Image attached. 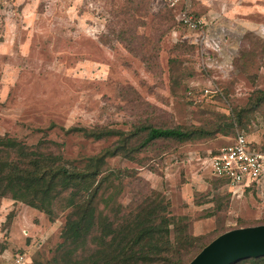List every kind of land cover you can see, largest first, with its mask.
<instances>
[{"label": "rangeland", "instance_id": "obj_1", "mask_svg": "<svg viewBox=\"0 0 264 264\" xmlns=\"http://www.w3.org/2000/svg\"><path fill=\"white\" fill-rule=\"evenodd\" d=\"M188 3L196 28L161 0H0V134L97 165L100 227L151 189L204 242L264 224V179L233 188L207 164L238 132L264 149V0ZM146 124L221 130L141 149L126 137ZM227 193V209L210 215ZM55 211L0 197V264L59 261L71 210Z\"/></svg>", "mask_w": 264, "mask_h": 264}, {"label": "trees", "instance_id": "obj_2", "mask_svg": "<svg viewBox=\"0 0 264 264\" xmlns=\"http://www.w3.org/2000/svg\"><path fill=\"white\" fill-rule=\"evenodd\" d=\"M236 124L238 120L233 119L231 125ZM220 130L218 126L209 130L146 124L136 127L126 138L138 139L142 149L159 139L184 142L206 138ZM86 132L95 139L102 136ZM99 174L97 165L82 169L64 162L46 142L27 146L0 134V197L9 196L51 216L58 214L57 206L71 210L63 230L59 261L44 264H187L209 243L203 241V235L190 233L188 217L173 214L171 201L152 189L137 204L115 207L107 226L100 227L98 208L91 203L101 187ZM217 180L218 184L226 183L224 179ZM216 198L220 206L213 208L210 215L227 209L231 201L230 193ZM232 264H264V256H251Z\"/></svg>", "mask_w": 264, "mask_h": 264}, {"label": "built area", "instance_id": "obj_3", "mask_svg": "<svg viewBox=\"0 0 264 264\" xmlns=\"http://www.w3.org/2000/svg\"><path fill=\"white\" fill-rule=\"evenodd\" d=\"M175 10H182L181 20L196 28L197 22L189 15L188 0H161ZM248 137L238 132L233 139L210 153L207 164L211 175L221 178L233 188L247 189L259 185L264 179V149L251 144Z\"/></svg>", "mask_w": 264, "mask_h": 264}, {"label": "water", "instance_id": "obj_4", "mask_svg": "<svg viewBox=\"0 0 264 264\" xmlns=\"http://www.w3.org/2000/svg\"><path fill=\"white\" fill-rule=\"evenodd\" d=\"M251 256H264V224L221 233L187 264H232Z\"/></svg>", "mask_w": 264, "mask_h": 264}]
</instances>
